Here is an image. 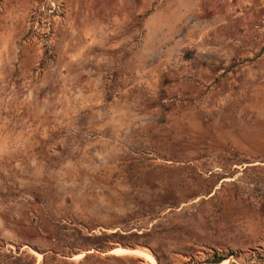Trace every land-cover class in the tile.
<instances>
[{
	"label": "rangeland",
	"instance_id": "1",
	"mask_svg": "<svg viewBox=\"0 0 264 264\" xmlns=\"http://www.w3.org/2000/svg\"><path fill=\"white\" fill-rule=\"evenodd\" d=\"M214 255L264 264V0H0V264Z\"/></svg>",
	"mask_w": 264,
	"mask_h": 264
},
{
	"label": "trees",
	"instance_id": "2",
	"mask_svg": "<svg viewBox=\"0 0 264 264\" xmlns=\"http://www.w3.org/2000/svg\"><path fill=\"white\" fill-rule=\"evenodd\" d=\"M224 259L221 257H217L216 255L213 256L212 262L213 264H219L223 261Z\"/></svg>",
	"mask_w": 264,
	"mask_h": 264
},
{
	"label": "bare ground",
	"instance_id": "3",
	"mask_svg": "<svg viewBox=\"0 0 264 264\" xmlns=\"http://www.w3.org/2000/svg\"><path fill=\"white\" fill-rule=\"evenodd\" d=\"M113 252H117V253H129V250H124V249H118L116 248ZM135 253V251H132V253Z\"/></svg>",
	"mask_w": 264,
	"mask_h": 264
}]
</instances>
